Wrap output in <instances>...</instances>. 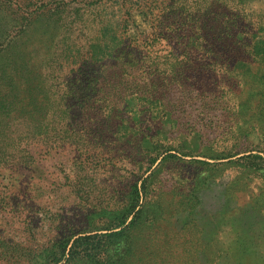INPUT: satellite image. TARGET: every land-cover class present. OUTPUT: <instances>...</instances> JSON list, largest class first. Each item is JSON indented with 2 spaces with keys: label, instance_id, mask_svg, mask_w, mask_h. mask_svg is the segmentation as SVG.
Masks as SVG:
<instances>
[{
  "label": "rangeland",
  "instance_id": "1",
  "mask_svg": "<svg viewBox=\"0 0 264 264\" xmlns=\"http://www.w3.org/2000/svg\"><path fill=\"white\" fill-rule=\"evenodd\" d=\"M99 1L0 0V115L57 113L0 159V264H264V0H118L93 63Z\"/></svg>",
  "mask_w": 264,
  "mask_h": 264
},
{
  "label": "trees",
  "instance_id": "2",
  "mask_svg": "<svg viewBox=\"0 0 264 264\" xmlns=\"http://www.w3.org/2000/svg\"><path fill=\"white\" fill-rule=\"evenodd\" d=\"M137 3V0H135ZM93 8L96 9V12L94 13V19H90L89 23L87 25V28L90 32L89 38H88V47L94 48L95 51L90 50L88 52V60L93 63H101L103 59H106L107 57H110L112 60H115L118 62L120 60V46L121 43H115L114 47L109 48L106 41H104L105 32L109 31V26L113 24V22L117 21L121 16L124 14V5L118 0H106V1H99V3H93ZM197 21V19H196ZM195 21V22H196ZM193 22V24L195 23ZM200 23V22H198ZM70 25V24H69ZM199 25H197L198 27ZM188 38V37H186ZM194 39H198L196 33L192 36H189V39H187L184 43L185 46H187L189 40L192 42H195V45H198L202 42V39L200 41H193ZM119 48V49H116ZM89 62V63H90ZM179 77V76H178ZM91 82L95 81L93 91H96V84H101V82L97 81L99 80L98 77L91 76ZM259 93H264L262 89H258ZM90 97V94L88 95ZM153 105L155 104L156 99L155 96L151 97ZM146 100V97H145ZM21 101V100H20ZM55 102H57L55 100ZM87 100H85L83 103H79L81 105H86ZM126 104L130 102V99L126 100ZM44 104V112H36L32 111L27 114L21 113L22 111L16 110L15 112H20L14 117H7L6 115H0V159L4 157L7 153L13 154L14 148L16 149V146L19 145V143H24L29 141V134L32 136L34 135H40L42 133H46L47 129H53L54 127L51 126V122L55 121L54 115H56L55 112H50L47 110V106L50 105L49 98L45 99ZM91 103V102H90ZM61 104L66 105L67 108L64 109V111H67L66 117L62 120L63 123L61 125H64V128L66 130L73 129L72 124H76L78 114L75 113L77 111L75 105L72 103L71 99H65L64 102ZM78 104V103H77ZM96 107L100 109V106L97 104ZM64 115V113H63ZM56 122V121H55ZM60 124V123H59ZM57 128V125H55ZM12 129V130H10ZM57 130V129H55ZM15 146V147H14ZM12 151V152H11ZM24 156V155H20ZM262 167L264 166V158L262 159ZM85 252H91L90 247L84 248ZM103 253H105L104 256H111L113 254V250H115L114 245L109 244L105 246L104 248L100 249ZM74 248H71V255H74Z\"/></svg>",
  "mask_w": 264,
  "mask_h": 264
}]
</instances>
